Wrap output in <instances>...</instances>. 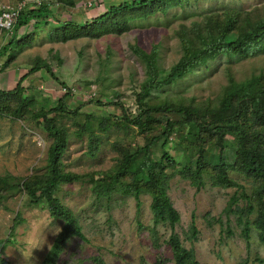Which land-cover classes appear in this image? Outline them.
Instances as JSON below:
<instances>
[{
    "label": "rangeland",
    "instance_id": "1",
    "mask_svg": "<svg viewBox=\"0 0 264 264\" xmlns=\"http://www.w3.org/2000/svg\"><path fill=\"white\" fill-rule=\"evenodd\" d=\"M125 1L134 0H0V12L29 11L42 4L52 11L41 24L31 22L20 29L16 43L0 57V92H14L40 61L47 62L58 78L55 81L43 69L28 75L22 92L0 98V256L4 261L0 264H46L65 225L52 216L46 202L36 204L28 189L50 172L49 153L55 140L45 130L42 114H48L66 141L60 162L66 179L56 197L85 237L69 238L56 264H176L168 243L170 226L154 225L152 195L143 192L138 208L134 192H126L132 191V175H118L124 158L131 156L136 163L145 156L154 164L162 163L156 166V175L166 184V195L179 214L175 233L183 251H192L198 264H258L255 260L264 258L255 224L260 195L264 201L263 182L243 172L239 152L241 145L264 150V118L247 106H239L241 115L234 118L236 105L223 113L221 102L232 82L258 77L264 84V36L256 53H222L207 66L153 90L143 109L138 95L146 67L133 47L147 54L158 47L161 81L183 57L184 40L200 48L206 36L221 34L228 21L235 22L231 35L250 30L264 21V0H182L183 5L171 0L164 12L139 13L121 35L62 41V25L90 24ZM13 33V29L0 31V53ZM64 97L68 112L52 114ZM168 106L194 109L199 124L210 133L198 134L178 113L158 112L151 118L143 113ZM222 121L240 127L243 136L233 131L217 135L214 129ZM105 123L110 126L104 132ZM165 152L172 162L164 160ZM221 158L230 165L228 177L243 191L213 186ZM197 161L204 167L201 187L189 178ZM115 177V190L109 193ZM234 197L237 203L232 202ZM249 206L255 211L241 214ZM241 217L250 222L249 250Z\"/></svg>",
    "mask_w": 264,
    "mask_h": 264
},
{
    "label": "trees",
    "instance_id": "2",
    "mask_svg": "<svg viewBox=\"0 0 264 264\" xmlns=\"http://www.w3.org/2000/svg\"><path fill=\"white\" fill-rule=\"evenodd\" d=\"M171 0H134V1H125L117 7H112L107 10V12L94 19L90 24L87 25H78L76 23H69L62 25V35L61 39L64 42L76 40L81 37H93L99 38L106 34H116L121 35L130 27V22L135 20L138 17V14L141 12H155V9H161L164 12L165 5ZM177 5H183L182 0H175ZM71 7H74L75 4L71 3ZM154 9V10H153ZM17 11L18 17L17 21L14 24V36L11 38L10 43L3 48L0 53L2 57L7 53L11 47L17 41V34L20 29L29 25L31 22H36V25L41 24L47 17L52 16L51 8L47 4H42L38 8L29 9V11H24L22 8L15 9L9 8L5 11ZM149 10V11H148ZM137 16V17H136ZM235 22L228 21L225 30L219 35H208L205 38L204 45L200 48H194L189 40L183 41V51L184 55L180 61L171 69L170 74L167 78L159 81L158 69V47H154L151 54H147L139 47H133L134 54L143 62L146 67V80L141 86V92L138 95V105L143 109L145 108V101L150 97L153 90L171 85L176 81L182 79L186 74L190 73L194 68L198 66H207L209 62L214 61L222 53H234V54H249L251 52H258L262 48L263 36H264V21L259 22L255 25H252L250 30L243 31L239 35H231L230 32L234 29ZM8 32V31H4ZM46 70L52 79L58 81L56 74L53 72L52 67L45 61H40L30 70L29 74L39 72L41 70ZM28 74V75H29ZM28 75L23 76L18 83V86L14 92H0V98L8 96H16L17 93L22 92L21 88L24 80L27 79ZM69 95V94H68ZM68 95H65L66 98ZM234 105H236L237 112L235 117L241 115L239 106H247L252 109L253 113L264 118V84L261 82V78H252L250 80L236 83L232 82L229 88L226 90L223 100L221 102L222 112L230 110ZM58 111L67 113L68 109L65 104V97L59 100L57 107L51 111L52 114H55ZM158 112L162 113H178L179 115L185 116L187 123L194 126L197 133H207L208 129L202 127L199 124V118L196 116L194 109L189 108H172L170 106L158 109H147L143 111L144 114L148 115L147 117L151 118L153 114ZM140 117V116H139ZM138 117V118H139ZM44 120V127L48 134L54 138L55 143L50 149L49 153V175L43 181H38L32 186H28L29 192L34 198L36 204L46 202L49 211L52 216L59 217L65 221L62 233L58 240L53 245L48 258L46 259V264H56V259L61 253L64 244L72 236H78L82 239L85 237L82 234L80 226L77 224V221L70 214L69 210L66 209L56 197L60 185L65 181V176L61 172L60 162L65 154L66 150V141L59 129H57L53 120L49 118L48 114H42L40 116ZM134 123L135 121H130ZM109 124H101L102 131L109 130ZM139 126V125H138ZM167 130L172 129V124L168 122ZM217 135L224 134L233 131L237 134L243 136L244 132L240 127L231 126L230 124H225V121H222V126H218L214 129ZM224 132V133H223ZM195 133L196 135H198ZM210 133V132H209ZM169 135V134H168ZM94 136H92L91 142L95 141ZM242 143V141H241ZM167 142L164 143V146ZM243 144V143H242ZM147 151L149 146L145 148ZM240 158L242 160V170L246 175L252 176L257 179L262 180V189L264 191V150L260 148H251L244 147L241 145L240 148ZM133 157H125L123 163L120 165L118 170V175L122 173H129L132 175V183L129 188H132V191H126L128 194L133 193L135 199L138 201L137 206L140 207L141 202L139 198L141 194L145 191L149 192L153 197V203L151 210L154 215V225L158 226L160 224L170 226L172 230L171 237L169 239V245L174 248L175 261L176 264H198L195 260L192 251L186 252L183 251L181 244L179 243L178 235L175 233V226L179 222V214L172 207V204L169 198L166 195L167 186L166 184L157 177L156 175V166H162V163L154 164L148 157H144L138 163L132 159ZM164 160L167 162H172L173 159L168 152H165L163 155ZM230 170V165L221 158L218 166H216L217 174L213 177V186L219 188H238L243 191V188L238 185L236 182L231 180L228 177V171ZM192 183L196 186H202L203 181V172L204 167L200 161H197L196 168L193 170ZM117 178L113 185L108 186V192H114L115 186L117 184ZM36 186H38L40 194L38 197L35 195ZM260 195V194H258ZM247 199V197L245 196ZM233 203H237V198L232 199ZM259 208V219L255 222L257 229L259 230L260 240L264 245V201L262 196H259L258 200ZM247 212L242 211L241 214L248 216L255 211V208L249 206ZM239 224H244V238L246 240L247 249H250V222L244 221L243 217L239 219ZM142 225L140 224V227ZM143 227V226H142ZM154 232V231H153ZM192 232L196 236V228L192 227ZM156 233V232H154ZM1 255V253H0ZM258 264H264V258L255 260ZM4 262L0 256V263ZM242 264H248V261L243 262Z\"/></svg>",
    "mask_w": 264,
    "mask_h": 264
},
{
    "label": "built area",
    "instance_id": "3",
    "mask_svg": "<svg viewBox=\"0 0 264 264\" xmlns=\"http://www.w3.org/2000/svg\"><path fill=\"white\" fill-rule=\"evenodd\" d=\"M17 11L0 12V31H11L18 17Z\"/></svg>",
    "mask_w": 264,
    "mask_h": 264
}]
</instances>
